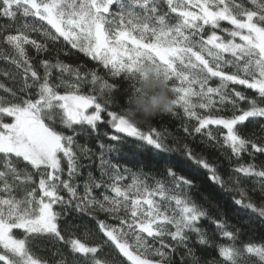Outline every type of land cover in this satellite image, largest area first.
Wrapping results in <instances>:
<instances>
[{"label": "snow or ice", "instance_id": "6c2138e0", "mask_svg": "<svg viewBox=\"0 0 264 264\" xmlns=\"http://www.w3.org/2000/svg\"><path fill=\"white\" fill-rule=\"evenodd\" d=\"M248 3L251 8L244 0H0V17L10 21L0 25V44L7 45V50L0 47V55L21 73L17 91L0 84L11 96H0V264H47L29 247L40 236L66 244L79 257L72 264H114L101 255L108 244L131 264H174L179 250L184 252L180 264L186 258L200 264L193 245L215 247L223 264H264V242L238 243L241 229L223 215H211L191 195L200 187L195 177L201 171L225 189L217 165L187 144L170 147L154 127L143 131L128 112L133 98L143 94L145 80L166 81L175 97L168 112L177 115L173 108L179 106L196 122L191 133L184 127L185 133L227 148L229 160L251 158L230 169L242 197L232 202L249 216L248 223L253 217L264 223V204L245 200L247 190L239 187L241 178H254L264 193V163L255 162L257 155L264 156V137L241 131L264 120V0ZM61 38L111 76L127 78V108L113 110L109 93L114 85L94 70L81 73L79 66L64 63L59 52L39 60L42 74L36 69L29 46L44 55L48 43ZM172 81L178 84L169 87ZM85 83L93 85L90 94L82 91ZM225 111L231 114H213ZM101 124L113 130L104 133L111 143L99 140ZM210 126L222 129L219 137ZM94 134L98 155L79 143L80 136ZM129 138L133 143H127ZM122 147L124 158L151 156L162 166V177L114 163L111 154ZM92 156L99 161L100 176L89 170L81 184L76 179L86 166L81 157L93 164ZM68 210L95 219L104 240L66 239L60 221ZM97 211L116 223L95 216ZM205 220L214 231L202 225ZM215 237L228 243H216ZM56 264L69 262L62 257Z\"/></svg>", "mask_w": 264, "mask_h": 264}, {"label": "trees", "instance_id": "16d2710c", "mask_svg": "<svg viewBox=\"0 0 264 264\" xmlns=\"http://www.w3.org/2000/svg\"><path fill=\"white\" fill-rule=\"evenodd\" d=\"M246 7L251 8L252 5L248 3V0H244ZM167 11V6L161 3V12ZM174 19V17H173ZM30 23H33L31 18L29 19ZM10 21L6 18L0 17V25H7ZM37 26H40V22H35ZM45 27L49 28V31H52L49 26L46 24ZM32 37L37 40H42V37L37 33H31ZM2 41V37H0ZM0 47L7 50V45L0 44ZM49 52L44 55H37L35 50L29 46L28 51L30 56L33 57V64L38 71L40 69L39 60L51 58L56 52L60 53V59L69 65L79 66L81 73H86L91 70L96 71V73L103 77L104 80H107L109 84L114 85L109 95L113 101V110H120L122 108H127L126 103L127 96L130 94L131 88L130 83L126 77L123 75L120 77L111 76L108 71L97 61L92 60L90 57L85 56L83 53L79 52L77 49H72L70 44H67L61 38L55 43H48ZM7 73V75H5ZM54 74L55 70H54ZM90 81V75L87 77ZM0 84L4 85V88H10L13 91H17L21 84V73L16 69V67L10 63L9 60L4 59L0 55ZM173 84H178V82L172 81L169 82V87H172ZM93 85L91 83H85L83 85L82 91L85 94H90L92 92ZM237 90H243V86H238ZM248 95H252V92L249 91ZM0 96H5L8 99H11L9 93L5 92L3 88H0ZM171 98H175L174 94L170 92ZM241 107H247L245 104H241ZM173 111L177 115L173 116L170 112L160 113L148 122L140 123L139 126L143 131H148L149 126L154 127L157 131L161 132L166 137V142L170 147L177 149H182L183 145L187 144L194 153L202 154L208 158L209 163L216 164L218 171L222 178L225 180V189H233V191H226L221 189L207 180V173L201 171L198 176L195 177L196 182L200 185L199 189H192L191 195L196 200L197 203L204 205L208 208L211 215L219 218L221 215L225 217L230 225H234L236 228H240L242 235L238 243L246 242H255L261 243L264 242V223L260 222V218L253 217L251 223H248L249 216L240 209L239 206L233 204V197L235 199H241V193L236 191L237 185L230 179V177H235L236 174L231 172V167L235 166L238 163H250L252 162L251 158L247 155H244L242 160H237L232 157L231 160L226 157H231V153L227 148L218 149L212 145V142L207 140L204 135L201 134H188L184 132V127L189 128L191 133L192 128L195 126L196 122L194 120L187 119L183 110L179 106H175ZM214 115H225L228 116L231 113L225 111L223 113H213ZM264 124V120L259 121L258 123L248 125L246 128L241 129V131L247 133H255L256 137H264V129L261 128V125ZM214 134L219 137L220 131L217 126H210ZM113 130L106 124L100 125V134L99 140H103L105 143H111L104 136L105 132H112ZM67 134H71L70 131ZM122 135V134H121ZM99 140L94 134L87 139L84 136L79 137V143L81 145H87L90 149L93 150L97 155L100 152L98 147ZM127 143H133V139L129 138ZM223 153V155L221 154ZM124 152L122 147L121 152H116L111 154V159L114 163H119L121 166H126L131 169L132 172L143 171L145 174L151 175L154 178H161L163 175V168L160 164L154 161L151 156H143L139 158H133L128 156ZM92 160L96 163L90 164V161L81 157V162L86 165L81 169V175L78 176L77 182L81 183L87 178L88 171L91 170L93 175L99 178L100 169L96 166L99 161L96 159V156H92ZM257 164L264 163V156L257 155L255 161ZM23 167V165H21ZM66 168V165H65ZM29 171L31 169L29 168ZM187 174V173H185ZM254 179V178H253ZM253 179H240L239 187L245 188L246 194L243 197L245 200L251 199L257 205L264 204V193H262L260 187L257 184L253 183ZM130 183V178L128 181ZM149 184H152L153 181L149 180ZM82 192V188H81ZM18 195L22 193L18 192ZM97 196L100 195V192L96 193ZM204 196H207L208 199H203ZM60 211V209H57ZM95 216H98L100 219L107 220L109 224L116 223L114 220L108 219L106 215L102 212H95ZM202 225L208 228L210 231H214V227L209 224L207 220L202 222ZM60 227L65 235V238L74 235L90 244L100 243L104 240V237L99 233L97 229L96 220L92 217L82 216L79 213L68 210V214L63 216L60 221ZM234 230V229H230ZM16 235L21 236V230H16ZM216 243H228L224 238L215 237ZM171 243V241H169ZM196 256L200 258V264H211L212 261H216L217 264H223V258L220 257L219 252L215 247H203L195 246ZM31 251L39 258L44 261H47V264H56L62 257L66 258L69 264H72L74 259H79V257H74L71 253L69 247L63 242L56 241L53 237L40 236L31 239L29 245ZM107 254L108 258L114 260V264H131L130 261H127L122 254H119L118 251L108 244L104 247L102 256ZM184 255L183 250H179L177 254L174 255L173 260L174 264H180V256ZM184 264H192L190 258H186Z\"/></svg>", "mask_w": 264, "mask_h": 264}, {"label": "clouds", "instance_id": "9594fccd", "mask_svg": "<svg viewBox=\"0 0 264 264\" xmlns=\"http://www.w3.org/2000/svg\"><path fill=\"white\" fill-rule=\"evenodd\" d=\"M141 87L143 94L135 96L128 108L133 122H148L158 114L172 109L173 100L166 81L150 76Z\"/></svg>", "mask_w": 264, "mask_h": 264}, {"label": "rangeland", "instance_id": "374dc122", "mask_svg": "<svg viewBox=\"0 0 264 264\" xmlns=\"http://www.w3.org/2000/svg\"><path fill=\"white\" fill-rule=\"evenodd\" d=\"M89 111H91V109Z\"/></svg>", "mask_w": 264, "mask_h": 264}, {"label": "water", "instance_id": "95a60500", "mask_svg": "<svg viewBox=\"0 0 264 264\" xmlns=\"http://www.w3.org/2000/svg\"><path fill=\"white\" fill-rule=\"evenodd\" d=\"M122 135H124V134H122Z\"/></svg>", "mask_w": 264, "mask_h": 264}]
</instances>
